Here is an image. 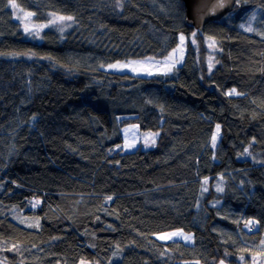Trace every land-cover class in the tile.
Listing matches in <instances>:
<instances>
[{
  "label": "trees",
  "instance_id": "1",
  "mask_svg": "<svg viewBox=\"0 0 264 264\" xmlns=\"http://www.w3.org/2000/svg\"><path fill=\"white\" fill-rule=\"evenodd\" d=\"M11 1L75 26L29 39L0 0V264L251 262L264 239V0H237L204 31L183 0ZM180 34L197 41L172 76L103 69L164 59ZM117 116L155 145L124 153ZM220 175L225 193L201 200ZM178 229L194 245L155 237Z\"/></svg>",
  "mask_w": 264,
  "mask_h": 264
},
{
  "label": "rangeland",
  "instance_id": "2",
  "mask_svg": "<svg viewBox=\"0 0 264 264\" xmlns=\"http://www.w3.org/2000/svg\"><path fill=\"white\" fill-rule=\"evenodd\" d=\"M11 3H14L16 7H12ZM8 4V8L11 9L13 13V17L16 21H18L21 26L25 36L29 39H41V31L45 29H56L61 35H64L67 30L73 29L75 26L74 19L71 20L66 19L70 16H63L60 14L50 13L49 18L47 21L38 22L35 19V16L30 13L22 10L19 6L14 2L11 1ZM31 14V15H29ZM60 17H65V19L61 20ZM22 19V20H21ZM257 15L254 14L250 18V26L257 24ZM24 23H23V22ZM262 21H259V24ZM248 24V25H249ZM35 36V37H34ZM183 36L184 39L181 40L180 37ZM196 35H179V44L178 46L164 59H142V60H131L129 62H117L114 64H109L103 67L104 70L117 72V73H129L133 75L143 76V77H151L157 74L160 75H169L172 76L175 73V70L183 65L186 54H187V43L193 42L195 43L197 40ZM211 47V56H215V53L218 51L216 44L212 42L209 43ZM110 65H115L116 67H110ZM229 93H233V90ZM231 96H240V94L236 92L231 94ZM135 116H117V121L119 126L121 127L122 137H123V144L122 149L124 153H132L137 151L140 148H151L155 145L157 140L156 134H149V136L144 135L140 128V125L132 120ZM126 118L125 122H122V119ZM219 126V125H218ZM213 137H215V141L213 142ZM213 137L211 139L210 146L214 152L220 147L222 133L219 126V131H217V127L214 131ZM205 180L207 183L205 184ZM227 183V178L223 175L218 176L214 179V182H211V179H204L202 183V191L205 193L209 192V189L212 187L215 191L219 194H222L225 189V184ZM240 187H244L245 185H250L248 179L242 178L241 181L238 182ZM219 189H223L222 191H218ZM205 189H207L205 191ZM210 206L213 207H221L222 201L221 200H214L210 203ZM197 209H201V205L198 204ZM222 231H224L225 227H219ZM175 234V235H173ZM156 239L163 242V243H170V242H182L185 245L192 246L195 243V234L193 232L185 231L182 229L172 230L167 232H161L155 235ZM163 237V238H162ZM185 237H191V239H185ZM251 251H256L255 253L251 254V262L245 263L244 257H240L241 264H264V239L263 242L258 247H251ZM178 264H201L198 260L192 261H179ZM218 264H229L226 260H222Z\"/></svg>",
  "mask_w": 264,
  "mask_h": 264
},
{
  "label": "water",
  "instance_id": "3",
  "mask_svg": "<svg viewBox=\"0 0 264 264\" xmlns=\"http://www.w3.org/2000/svg\"><path fill=\"white\" fill-rule=\"evenodd\" d=\"M183 2L186 23L196 31H204L209 23L221 20L231 13L237 4V0H183Z\"/></svg>",
  "mask_w": 264,
  "mask_h": 264
},
{
  "label": "snow or ice",
  "instance_id": "4",
  "mask_svg": "<svg viewBox=\"0 0 264 264\" xmlns=\"http://www.w3.org/2000/svg\"><path fill=\"white\" fill-rule=\"evenodd\" d=\"M10 3H11V0H10ZM11 6L12 7H16V5L14 4V3H11ZM220 6H222V5H220ZM29 15H31V14H29ZM59 19H61V20H63V19H65V17H60ZM66 19H68V20H71L72 19V17H67ZM249 30H251V29H249ZM194 35V34H193ZM180 39L181 40H183L184 39V37L183 36H181L180 37ZM110 67H116L115 65H110ZM233 93H235V89H233ZM233 93H229V95H231V94H233ZM238 94V93H237ZM217 131H219V126H217ZM215 141V137H213V142ZM207 183V180H205V184ZM207 189H205V191H206ZM223 189H219L218 188V191H222ZM108 199H111V197H109ZM249 223H251V221L249 222ZM173 235H175V234H173ZM163 238V237H162ZM185 239H191V237H185Z\"/></svg>",
  "mask_w": 264,
  "mask_h": 264
},
{
  "label": "bare ground",
  "instance_id": "5",
  "mask_svg": "<svg viewBox=\"0 0 264 264\" xmlns=\"http://www.w3.org/2000/svg\"><path fill=\"white\" fill-rule=\"evenodd\" d=\"M207 179H208V178H207ZM211 182L213 183L214 181H211ZM202 189H203V187L201 188V200H202L204 197H206V196L210 193V191H213L216 195H223V194L225 193V190H226V184H225L224 192H223L222 194H219V193H218L217 191H215L212 187L209 189V192H208V193L203 192ZM214 200H221V199H218V198L212 199V200L209 202V204L212 203V201H214ZM221 201H222V200H221ZM222 203H223V201H222Z\"/></svg>",
  "mask_w": 264,
  "mask_h": 264
},
{
  "label": "crops",
  "instance_id": "6",
  "mask_svg": "<svg viewBox=\"0 0 264 264\" xmlns=\"http://www.w3.org/2000/svg\"><path fill=\"white\" fill-rule=\"evenodd\" d=\"M149 134H152L151 132H145L144 135L149 136ZM153 147V146H152Z\"/></svg>",
  "mask_w": 264,
  "mask_h": 264
},
{
  "label": "clouds",
  "instance_id": "7",
  "mask_svg": "<svg viewBox=\"0 0 264 264\" xmlns=\"http://www.w3.org/2000/svg\"><path fill=\"white\" fill-rule=\"evenodd\" d=\"M181 35V34H180Z\"/></svg>",
  "mask_w": 264,
  "mask_h": 264
}]
</instances>
